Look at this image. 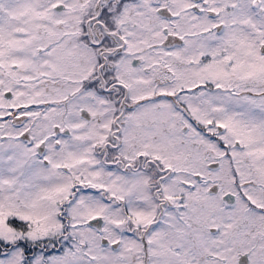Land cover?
Returning <instances> with one entry per match:
<instances>
[{"label":"snow or ice","instance_id":"6c2138e0","mask_svg":"<svg viewBox=\"0 0 264 264\" xmlns=\"http://www.w3.org/2000/svg\"><path fill=\"white\" fill-rule=\"evenodd\" d=\"M0 264H264V0H0Z\"/></svg>","mask_w":264,"mask_h":264}]
</instances>
